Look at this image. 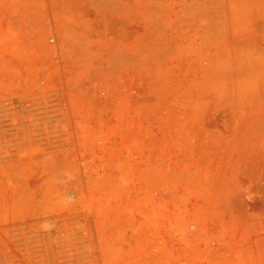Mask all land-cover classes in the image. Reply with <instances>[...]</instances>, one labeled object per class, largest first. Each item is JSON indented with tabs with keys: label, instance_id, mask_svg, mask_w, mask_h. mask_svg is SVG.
Wrapping results in <instances>:
<instances>
[{
	"label": "rangeland",
	"instance_id": "rangeland-1",
	"mask_svg": "<svg viewBox=\"0 0 264 264\" xmlns=\"http://www.w3.org/2000/svg\"><path fill=\"white\" fill-rule=\"evenodd\" d=\"M0 264H264V0H0Z\"/></svg>",
	"mask_w": 264,
	"mask_h": 264
}]
</instances>
